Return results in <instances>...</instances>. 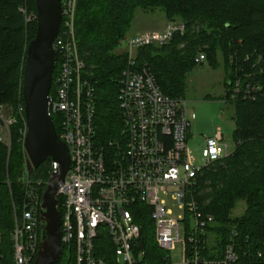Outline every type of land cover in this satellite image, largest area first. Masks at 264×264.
Instances as JSON below:
<instances>
[{"label": "built area", "instance_id": "1", "mask_svg": "<svg viewBox=\"0 0 264 264\" xmlns=\"http://www.w3.org/2000/svg\"><path fill=\"white\" fill-rule=\"evenodd\" d=\"M76 5V0L62 2L64 20L55 42L58 72L50 106L53 120L59 119V136L71 159L59 195L63 208L62 249L73 250L76 264H109L98 256L96 245L100 237L107 236L113 246L112 264H147L138 223L146 213L139 206H146L151 210L155 240L167 253L166 264H238L234 243L225 246L220 260L202 255V240L209 237L208 227L215 220L203 215L194 199L203 169L233 155L237 143L218 129L206 138L201 149L202 164L198 165L188 147L195 112L184 98L165 95L150 69L139 67L136 61L139 50L162 47L175 36L184 35L185 23L172 22L160 31L121 40L129 52L118 94L122 129L119 139L102 144L94 126L95 90L90 81L83 79L86 64L76 39ZM204 61L205 54L196 59L198 65ZM254 91L259 90L249 86L243 90L237 80L231 96L255 99ZM18 115L25 120L24 106L14 109L0 105V143L8 142L10 146L11 127ZM26 132L25 120L23 143ZM24 183L23 199L20 203L12 201L11 246L5 244L0 225V264H9L10 257L11 264H33L46 239L41 220L44 193L28 177ZM168 197L175 202L174 207ZM177 244L182 250L180 260L175 262L168 253Z\"/></svg>", "mask_w": 264, "mask_h": 264}, {"label": "trees", "instance_id": "2", "mask_svg": "<svg viewBox=\"0 0 264 264\" xmlns=\"http://www.w3.org/2000/svg\"><path fill=\"white\" fill-rule=\"evenodd\" d=\"M76 6V39L86 64L83 78L95 90L94 126L102 144L120 138L118 94L127 57L114 51L127 37L138 14L161 11L168 22L181 21L187 27L184 35L175 36L166 46L138 51L137 63L149 66L165 95L185 99L186 79L198 66L199 55L205 53L213 68L219 67L221 61L226 77L224 99L235 111L232 136L237 146L233 155L203 169L194 188L201 212L215 220L208 227V234L215 235L214 243H209L207 235L202 240V255L220 260L225 246L234 243L238 264H264V0H77ZM23 8L36 13L35 0H0V105L15 109L24 106L26 49L37 30L35 15L34 20L27 21ZM57 72L58 66L53 80ZM237 80L243 90L247 86L258 88L252 93L255 99L241 95L232 98ZM54 91L53 84L52 96ZM54 124L59 134L57 117ZM24 129V117L18 115L11 127L10 151L0 143V225L8 246L13 226L12 201L20 203L25 191ZM54 170L50 159L27 177L43 194ZM239 202H244L246 209L240 216H233ZM59 203L63 214L61 198ZM139 207L146 209L138 219L142 228L140 243L147 254L145 261L166 264L167 253L155 240L151 210ZM96 245L98 256L112 264L109 237H100ZM62 250L58 264H76L73 250ZM259 253L263 256L259 257ZM8 263L11 264V257Z\"/></svg>", "mask_w": 264, "mask_h": 264}, {"label": "water", "instance_id": "3", "mask_svg": "<svg viewBox=\"0 0 264 264\" xmlns=\"http://www.w3.org/2000/svg\"><path fill=\"white\" fill-rule=\"evenodd\" d=\"M37 30L26 49L22 93L25 108L26 136L24 151L28 173L52 159L56 168L43 194L41 220L46 233L33 264H57L62 256L59 195L71 168L68 147L60 139L50 114L51 89L57 65L55 42L64 20L62 0H35ZM194 227V220H191Z\"/></svg>", "mask_w": 264, "mask_h": 264}, {"label": "rangeland", "instance_id": "4", "mask_svg": "<svg viewBox=\"0 0 264 264\" xmlns=\"http://www.w3.org/2000/svg\"><path fill=\"white\" fill-rule=\"evenodd\" d=\"M66 1L68 0H63L62 2L65 3ZM21 11L25 13L27 11V21L29 18L34 20V15L35 17L37 15L32 9L27 10L23 8ZM172 22H168L165 15L161 11H157L154 14H145L141 12L134 20L127 37L144 32H157ZM114 53L126 56L128 66L129 52L125 45H121V41ZM135 56L137 61L138 52L135 53ZM219 63V67L213 68L208 60H206L202 64L196 66L191 73L188 74L186 79L185 100L197 116L196 119L192 121L191 138L188 142V147L192 150L198 165L202 164L201 149L204 146L206 138L213 136L215 131L219 129L228 140H231L235 130V122L232 119L235 111L234 107L227 103L224 99L226 93V77L221 61H219ZM138 66L149 68L147 64H138ZM89 75L86 74L87 77H89ZM83 79L87 80L86 77ZM1 144L5 145L10 151L11 144L10 146H8V142ZM31 183L33 184L32 181ZM8 184L10 185L9 180ZM38 185H40V183H38ZM167 200L172 207L175 206V202L170 197H168ZM245 209L246 204L244 202H239L236 209L233 211V216H240L243 214ZM209 238V243L212 245L214 243L215 235L213 233H209ZM181 250V246L177 244L168 254L173 261L177 262L180 260Z\"/></svg>", "mask_w": 264, "mask_h": 264}]
</instances>
